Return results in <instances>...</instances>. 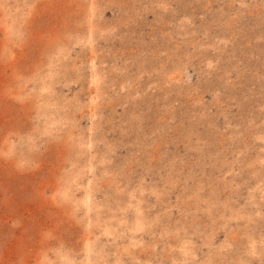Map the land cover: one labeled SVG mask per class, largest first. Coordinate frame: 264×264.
I'll return each instance as SVG.
<instances>
[{
	"label": "rangeland",
	"instance_id": "obj_1",
	"mask_svg": "<svg viewBox=\"0 0 264 264\" xmlns=\"http://www.w3.org/2000/svg\"><path fill=\"white\" fill-rule=\"evenodd\" d=\"M0 264H264V0H0Z\"/></svg>",
	"mask_w": 264,
	"mask_h": 264
}]
</instances>
